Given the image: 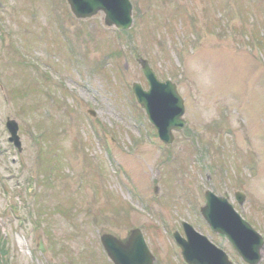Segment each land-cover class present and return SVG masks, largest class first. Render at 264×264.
I'll return each instance as SVG.
<instances>
[{
  "label": "rangeland",
  "instance_id": "obj_1",
  "mask_svg": "<svg viewBox=\"0 0 264 264\" xmlns=\"http://www.w3.org/2000/svg\"><path fill=\"white\" fill-rule=\"evenodd\" d=\"M31 1L30 5H24L26 0H7L8 5L12 4L15 8L10 11L16 13L12 14L6 9L0 11V18L3 19L2 22L0 20V50L5 51V55L0 53V73L9 88L35 81L31 74L26 75L28 72L22 62L11 58L15 51L18 54L26 52L29 63L43 72V60L57 58L59 64L64 63L60 50L65 45L66 38L70 54H75L80 48L84 50L87 60L83 65L71 64L72 74L64 71L50 75L49 68L44 71L51 77L47 86L56 91L60 101L58 106L52 102L55 96L37 92L38 87L32 88L29 97L18 102L9 96L5 98L7 94L0 88V150L5 151H0V176L4 173L10 178L5 184H1L3 180H0V235L8 241L7 251L11 257L9 264H87L82 262L81 257L87 244L102 253L96 232L98 226L91 225L88 219L89 215L95 213L92 210L95 206L111 205L107 202L111 201V198H106L107 193L109 197H120L127 207L130 206L139 212L138 217L131 216V221L135 224L142 223L144 218H150L147 212L150 215L155 212L156 209L150 207L152 201L157 208L162 206L159 212L163 213L168 209L170 219L161 216L156 226L160 228L158 234L163 236L170 234L168 231L164 232L165 229L169 230L171 226L179 227L180 217L189 218L186 214H180L181 206H186L184 203L187 201L189 190L193 199V189H199L201 193L202 188L211 185L218 186L219 192H222L224 189L234 188L237 181H240V184L241 181L249 179L251 184L247 191L250 198L246 212L260 232H264V0H171L166 6H163L165 1L151 0L149 4L142 5L145 10L149 9V12L138 9L140 1L144 4L143 0H132L134 23L129 30L132 32L126 34L127 40L131 39L141 54L151 60L162 79L174 80L185 98L187 125L184 130L175 133V140L171 145L161 143L157 136L153 142H149L145 135L146 132L152 133V129L147 130L145 126L148 120L144 121L139 114L135 117L130 110L114 101L110 89L104 83L105 80L95 76L87 68L92 61L104 59L102 56L112 51L115 44H120L121 47L126 45V38H123L121 43L117 41V36L112 35L110 30L114 31V28L107 29L108 27L103 26L104 13L100 12L85 20V23H79L68 19L65 12L63 14V0ZM193 9L197 12L195 20L189 16L183 17L180 13L181 10H187L192 17ZM145 16L141 23L140 19ZM167 19L169 24H165L166 27L159 31L161 37L157 33L152 34L150 28L144 29L147 26L158 29ZM20 25L23 26V31H19ZM101 25L107 30L100 31ZM168 25L177 29H171ZM80 29L78 37L75 38L74 32ZM199 38L202 39V45L197 43ZM48 40H51V43H48ZM54 42L62 45L60 50L56 51L58 54L47 53V49L57 48ZM192 47H197L198 52H194ZM127 50L125 46V51ZM124 57H128L129 61L128 69L123 72L125 86L130 87L135 81H140L145 86L146 82L143 81L141 68L134 55L127 51ZM9 59L12 61L10 67L14 68L12 76H9L8 69L4 71L5 60ZM106 59L108 64L111 63L110 58ZM181 61H185V67ZM54 62L55 60L52 61ZM56 77L63 79L65 83L61 85L55 80ZM41 83L42 79L39 84L42 85ZM59 85L62 87L59 88ZM40 97L47 98V102L53 104L48 106L47 111L51 115L46 114V118L41 116ZM33 104H38L33 107L34 111L31 108ZM69 104L75 109L72 112L73 118L71 113L67 112ZM25 105L28 106L26 112L22 110ZM89 109L95 111L94 116L89 115ZM17 114L23 129L21 137L26 156L30 155L31 158V174L34 159L39 151L38 138H41V132L45 131V127L53 129L52 126H56L52 133L55 134L54 130L57 132L55 138L60 142L58 149L63 150L60 156L62 169L68 175L65 173L59 180L56 189L57 200H48L44 209H52L57 201H62L67 208L73 207L75 201H78L81 205L78 210L82 211L74 217L75 226L69 222L67 224L62 218H50L49 221H53V224L43 223L42 229L34 227L30 222V209L24 206L22 200L17 201L14 192L22 191V186L18 188L16 183L21 167L17 161H11L17 156L7 140L9 134L5 130L6 118ZM80 115L83 119H80ZM135 118L142 119L144 124L136 123ZM40 119L47 121L39 122ZM99 123H102L105 129H101L97 125ZM94 125L98 128V136L92 131ZM221 125H224L225 129L221 130ZM114 133H117L118 141L112 139L111 134ZM76 138L78 142L82 139L85 143H78L76 147L79 151L75 155L72 153V144ZM107 139L112 144V159L103 152L104 145L108 143ZM192 140L198 141H193L192 145ZM81 145L86 147L89 156L81 150ZM168 150L172 151L175 158L171 159ZM220 150L224 152L222 159L228 170H217V167L221 166L216 165L218 158H221ZM165 152L166 161L163 154ZM85 157L94 158L93 162L100 165L98 171L101 176L104 175V186L97 194L90 186L84 187L83 191L77 189L78 177L83 167L88 165L84 166ZM67 165H70L71 171L66 170ZM183 168H186L185 172ZM83 182L87 183L88 178L84 177ZM154 185L160 186L156 195ZM6 186H9L10 196L3 191ZM34 190L38 194L41 193L35 186ZM95 199L99 201L95 202ZM17 202L20 203L18 215L11 210V205ZM36 202L35 199L33 212L36 211ZM119 205V202H115L112 208L117 206L121 211L123 208ZM40 206L43 207L42 204ZM47 228L53 229L49 231L55 242L52 246L45 235ZM73 229L79 232L75 238ZM39 234L43 235L48 248L45 254L38 250ZM158 234L152 233L154 237H158ZM154 237L151 236L150 241L152 248L165 256L168 251L167 247L161 246L164 245L163 240L158 242L153 240ZM164 241L166 242L165 239ZM62 246L66 247L65 251L59 250Z\"/></svg>",
  "mask_w": 264,
  "mask_h": 264
},
{
  "label": "water",
  "instance_id": "obj_2",
  "mask_svg": "<svg viewBox=\"0 0 264 264\" xmlns=\"http://www.w3.org/2000/svg\"><path fill=\"white\" fill-rule=\"evenodd\" d=\"M69 1L72 4L73 12L77 13L79 16H90L96 13L97 10L102 9L105 10V21L107 24H115L116 26L121 27V29L129 28L131 26V4L128 0ZM139 61L143 66L144 72L148 76L151 89L149 91H144L140 84H135V92L139 101L148 110L147 112L153 123H155L159 129L158 133H160L164 140L169 142L172 140L171 129H179L185 124V121L182 119L184 114L183 100L178 95L174 84L170 81H158L153 70L150 68L149 63L143 59ZM210 197H212L211 199L213 200V203L216 202L213 194L210 193ZM214 205L205 210L204 214H206L207 219L211 222L214 229L225 232V234L229 235L234 244H236L237 248L241 251V254L254 263L255 257L252 254L255 253L259 247L257 240H253L252 235L248 233V230L243 227L244 225L242 223H237L234 227L232 224L228 225L226 222L234 220L235 217L225 211L221 213V211L216 208V205ZM106 245L108 247L110 246L108 242ZM40 248L44 250L42 245ZM110 253L113 256V260H116L117 264H123V260H121L122 249L120 244L114 243Z\"/></svg>",
  "mask_w": 264,
  "mask_h": 264
},
{
  "label": "flooded vegetation",
  "instance_id": "obj_3",
  "mask_svg": "<svg viewBox=\"0 0 264 264\" xmlns=\"http://www.w3.org/2000/svg\"><path fill=\"white\" fill-rule=\"evenodd\" d=\"M226 243H227V241L225 242V240H223L222 244H220V245H222L223 248L225 249V251L228 253L230 260L232 262H234V258H236L238 255L233 251L234 249L230 248V246ZM211 258L214 260L215 264L230 263L229 259H225L219 254H216V255L214 254ZM235 263L236 264H243L242 262H239V260H237Z\"/></svg>",
  "mask_w": 264,
  "mask_h": 264
}]
</instances>
